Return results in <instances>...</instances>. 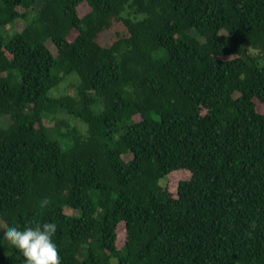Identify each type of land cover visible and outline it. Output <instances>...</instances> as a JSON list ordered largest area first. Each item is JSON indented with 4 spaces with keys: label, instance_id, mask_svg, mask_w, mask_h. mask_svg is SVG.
Segmentation results:
<instances>
[{
    "label": "trees",
    "instance_id": "obj_1",
    "mask_svg": "<svg viewBox=\"0 0 264 264\" xmlns=\"http://www.w3.org/2000/svg\"><path fill=\"white\" fill-rule=\"evenodd\" d=\"M262 109L264 0H0V236L55 222L61 264H264ZM0 264H23L2 240Z\"/></svg>",
    "mask_w": 264,
    "mask_h": 264
},
{
    "label": "clouds",
    "instance_id": "obj_2",
    "mask_svg": "<svg viewBox=\"0 0 264 264\" xmlns=\"http://www.w3.org/2000/svg\"><path fill=\"white\" fill-rule=\"evenodd\" d=\"M49 201H40L44 208ZM57 231L55 222L34 223L23 227L12 226L0 236L18 250L23 257V264H61L54 236Z\"/></svg>",
    "mask_w": 264,
    "mask_h": 264
},
{
    "label": "rangeland",
    "instance_id": "obj_3",
    "mask_svg": "<svg viewBox=\"0 0 264 264\" xmlns=\"http://www.w3.org/2000/svg\"><path fill=\"white\" fill-rule=\"evenodd\" d=\"M82 10H83V8H82ZM23 24H24L23 21H20V22L18 23V25H23ZM9 30L12 31L11 26L9 27ZM111 40H112V32H111V31H105V32H103V34L101 35L99 41H100L102 44L108 46V45L110 44V41H111ZM78 79H79V78H78V76H77L76 74H72V75L68 76V77H67V78H66V79H65V80L59 85V87H57L56 89H54V90L52 91V94H53L54 96H57V97L64 96V95H66V94H73L74 92L71 91V87L74 86V85H76V84L78 83ZM262 111L264 112V109H262ZM58 116H60L61 120H62V118L65 119V120H68V121L71 123V125L80 128L81 131H83V132L85 131V129H86V125H85L84 123H82L81 121H78V120H75V119H71L70 117H68L67 112H65V111H59ZM54 119H55V117H51L48 121L52 122ZM70 120H71V121H70ZM7 122H8V121H7V119H6L5 116H4V117H0V123H1V124H4V125H5V124H7ZM63 131H67V129H66V128H63ZM124 158H125L126 160H130V159L132 158V156H130V155H126V156H124ZM179 176H180V174H177V175H173V176H171V178H170L171 182H170L169 180H167L166 182H163V183H162L163 186H165V187H171L170 189H171V191H172L173 184H174L175 181L178 180ZM65 209H66V213H67V214H73V213H75V211H73V210H71V209H69V208H65ZM123 242H124V240L122 241L121 239H120V241H118V247H119V248L122 247Z\"/></svg>",
    "mask_w": 264,
    "mask_h": 264
}]
</instances>
